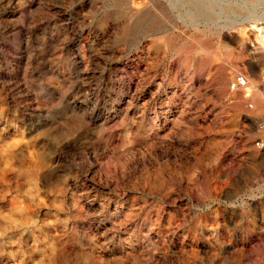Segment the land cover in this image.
<instances>
[{"label":"rangeland","instance_id":"1","mask_svg":"<svg viewBox=\"0 0 264 264\" xmlns=\"http://www.w3.org/2000/svg\"><path fill=\"white\" fill-rule=\"evenodd\" d=\"M206 1L0 0V264H264V0Z\"/></svg>","mask_w":264,"mask_h":264},{"label":"built area","instance_id":"2","mask_svg":"<svg viewBox=\"0 0 264 264\" xmlns=\"http://www.w3.org/2000/svg\"><path fill=\"white\" fill-rule=\"evenodd\" d=\"M249 85V79L246 74L240 73L235 76V79L231 82L232 90L245 89ZM252 106V105H251ZM256 148L264 151V139H257L255 141Z\"/></svg>","mask_w":264,"mask_h":264},{"label":"bare ground","instance_id":"3","mask_svg":"<svg viewBox=\"0 0 264 264\" xmlns=\"http://www.w3.org/2000/svg\"><path fill=\"white\" fill-rule=\"evenodd\" d=\"M188 2V1H187ZM193 6H194V9H195V12L197 11L198 14H201V15H207L209 13L208 11V8H207V1L206 0H191L190 2ZM189 4V3H188ZM190 4V5H191ZM209 4H210V1H209ZM211 5V4H210ZM192 7V6H191ZM193 15V14H192ZM197 15V14H196ZM203 17V16H202ZM262 30L261 29H258V32H261ZM251 87L248 86L247 88H245V93H248L247 94V97L250 96V92H251Z\"/></svg>","mask_w":264,"mask_h":264}]
</instances>
